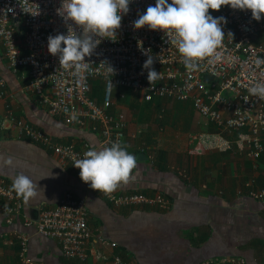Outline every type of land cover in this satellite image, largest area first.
<instances>
[{"label": "crops", "instance_id": "1", "mask_svg": "<svg viewBox=\"0 0 264 264\" xmlns=\"http://www.w3.org/2000/svg\"><path fill=\"white\" fill-rule=\"evenodd\" d=\"M263 39L262 31L255 41ZM1 79L5 93L0 96V157L11 156L13 163L0 162V178L12 183L23 173L37 185V195L27 202L20 197L22 213L10 224L1 214L4 200L0 198V264H27L19 256L22 235L28 237L27 255L32 264H112L114 254L129 264H189L205 256L239 257L247 264H264V199L250 193L251 189H264V157L254 161L236 150L193 154L189 133L213 131L215 126L194 116L191 128L186 124L176 128V122L164 119L163 107L158 119L153 117V105L149 116L140 121L135 108L136 116L128 119L125 147L137 157V167L117 192L161 195L170 206L115 207L80 179L73 163L62 161L52 150L21 134L9 118L25 119L63 144L82 148L89 143L99 149V133L93 124L67 125L52 115L37 94L26 88L29 68L12 70L0 43ZM164 101L178 102L175 105L183 120L192 115L191 103L188 107L189 103L159 99V105ZM116 107L126 108L123 104ZM141 153L144 158L139 159ZM68 192L84 199L88 209L93 236L85 262L64 256L57 239L43 236L34 224L25 223L26 217L34 221L43 208L55 207ZM99 252L108 259H99Z\"/></svg>", "mask_w": 264, "mask_h": 264}, {"label": "built area", "instance_id": "2", "mask_svg": "<svg viewBox=\"0 0 264 264\" xmlns=\"http://www.w3.org/2000/svg\"><path fill=\"white\" fill-rule=\"evenodd\" d=\"M155 2L131 0L116 37L98 38L100 43L91 56L85 57L89 66L80 77L73 75L71 69L60 68L58 57L47 50L49 35H66L69 26L79 30L73 21L57 13L62 0H0V43L12 70L29 68L30 81L26 88L37 94L49 112L62 118L67 125L84 127L91 122L93 130L99 133L102 147H111L114 142L125 146L128 118L123 111L113 110L114 90L129 88L140 93L145 101L158 98L191 102L201 117L215 126L213 131L189 133L194 144L191 153L236 150L254 161L259 160L264 156V99L250 95L248 89L254 83H264V39L255 41L258 33L264 32V17L256 21L250 10H233L230 6H222L219 11L209 9L213 17L222 16L227 21L222 25L223 45L217 50L220 58L202 61L197 70L189 71L172 43L174 33L153 31L147 26L138 30L133 27L138 13L143 14ZM228 32H232L233 37L227 36ZM147 54L154 58L153 68L160 72L159 79L151 85L147 70L143 68ZM257 60L262 61L259 67ZM96 78L104 81L105 95L101 103L91 95L92 82ZM0 87L1 96L5 93L3 79ZM9 120L21 134L52 150L62 161L74 164L86 150L93 148L89 143L82 148L63 144L25 119L11 116ZM11 184L0 178V198L4 200L1 214L8 224L19 218L23 209V201ZM250 193L257 199H264V189H251ZM100 194L115 207L151 205L165 209L170 206V201L161 195L150 197L117 190ZM87 215L85 200L68 192L55 207L40 210L38 221L26 217L25 223L34 224L37 233L57 239L64 256L85 262L90 256L93 236ZM110 245L116 246L114 242ZM27 252L28 237L22 235L20 259L32 264ZM97 257L108 259L100 252ZM111 261L112 264H129L119 254H114ZM199 264H246V260L222 256L205 259Z\"/></svg>", "mask_w": 264, "mask_h": 264}, {"label": "clouds", "instance_id": "3", "mask_svg": "<svg viewBox=\"0 0 264 264\" xmlns=\"http://www.w3.org/2000/svg\"><path fill=\"white\" fill-rule=\"evenodd\" d=\"M131 0H62L57 13L71 20L78 27H68L67 34L49 35L47 50L58 57L60 68L73 70L80 77L87 71L89 63L85 57L91 56L100 43L98 38L116 37L121 27L122 15L129 11ZM222 6L233 10H250L252 19L260 21L264 17V0H156L143 14L132 22L134 29L147 26L150 30L172 32L173 44L183 58V64L189 71L197 70L199 63L207 59L219 60L218 49L225 38L222 25L225 17H213L209 9L219 11ZM227 36L233 37L232 32ZM148 55V54H147ZM262 61L257 60V67ZM154 58L148 55L143 64L147 70V79L151 85L159 79L160 72L153 68ZM113 71V69L110 67ZM250 95L264 99V83H254L249 87ZM0 162L11 165L13 158L0 157ZM73 166L80 170V179L93 190L111 194L121 183H127L137 167V157L130 154L120 142L111 147L89 148L83 157L75 160ZM12 190L25 202L37 195L34 181L18 173L11 184Z\"/></svg>", "mask_w": 264, "mask_h": 264}, {"label": "rangeland", "instance_id": "4", "mask_svg": "<svg viewBox=\"0 0 264 264\" xmlns=\"http://www.w3.org/2000/svg\"><path fill=\"white\" fill-rule=\"evenodd\" d=\"M122 89H126V88H122ZM127 90H129V88ZM115 91H116V93L114 94L115 105L113 107L114 108L113 110L123 111L126 114L127 118L132 120L133 117L136 116V110H134L135 108H133V107L131 108L129 103H130V101H134L136 99L135 95L140 97L141 94L138 92H133L132 90H129L131 93H128V92L122 91L119 88L115 89ZM122 93L124 94V96H121ZM121 98H124L125 100L121 99ZM122 100H124V101H122ZM177 103H175L173 101H166V102L164 101L162 104H160L159 107L157 106V104H153V113L154 114H152V116L153 115H154L153 117L157 116V119H158V114L161 112V110L163 108H165L166 110H165V118L164 119L168 118L167 122H176V128H183L184 124L188 125V123H190V121L192 122L193 121L192 118H194L193 115L198 116V119L201 116L197 111L194 110V112H193V108H194L193 107V108H191L193 115L188 116L187 119L183 120L182 117L180 115H178V107L175 105ZM183 103H189V104H187V105H189L188 107L191 106L190 102H183ZM117 104H123L126 108L119 109L116 107ZM178 116L181 117V119H178ZM204 122H205V119H204ZM206 125H207V123H206Z\"/></svg>", "mask_w": 264, "mask_h": 264}, {"label": "trees", "instance_id": "5", "mask_svg": "<svg viewBox=\"0 0 264 264\" xmlns=\"http://www.w3.org/2000/svg\"><path fill=\"white\" fill-rule=\"evenodd\" d=\"M122 91H125V92H128V93H131L129 90H131V89H129V90H127L128 88H126V89H122V88H120ZM116 93V91L114 90V94ZM92 97L98 102V103H101L102 101H103V99H104V95H105V91H104V81L101 79V78H96V79H94L93 80V82H92ZM135 95V94H134ZM135 97H136V99L134 100V101H130V106H131V108L133 107V108H136L138 111H139V120L140 121H143L144 119H146L148 116H149V114H150V111H151V106L153 105V104H157V106L159 107L160 105H159V102H158V98H155V99H153V100H151V101H145L143 98H142V96H140V97H138V96H136L135 95ZM121 99H124V98H121ZM125 100V99H124ZM124 100H122V101H124ZM143 100V101H142ZM140 101H142L140 104H139V102ZM191 103V102H190ZM191 105H192V103H191ZM193 106V105H192ZM114 107V106H113ZM114 109V108H113ZM194 108H193V112H194ZM116 111V110H115ZM196 111V110H195ZM192 115H193V113H192ZM193 116H195V115H193ZM212 127H214V125L212 124V123H209ZM188 126L191 128V121H190V123H188ZM38 128V127H37ZM201 128V127H200ZM246 130V129H245ZM231 151V150H230ZM264 156H262V158H263ZM19 252H20V248H19ZM208 258H211V256L210 257H208V256H205V257H203L202 259H200L199 261H197V262H192V263H189V264H199L200 262H202L203 260H205V259H208ZM188 264V263H187ZM246 264H247V262H246Z\"/></svg>", "mask_w": 264, "mask_h": 264}, {"label": "water", "instance_id": "6", "mask_svg": "<svg viewBox=\"0 0 264 264\" xmlns=\"http://www.w3.org/2000/svg\"><path fill=\"white\" fill-rule=\"evenodd\" d=\"M141 158H144V155L142 153L139 155V159H141ZM38 219L39 218L37 217V218L34 219V221H38Z\"/></svg>", "mask_w": 264, "mask_h": 264}]
</instances>
